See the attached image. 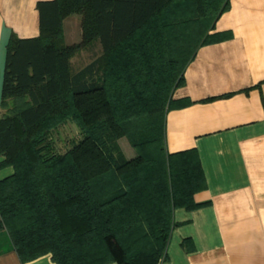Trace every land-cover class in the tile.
Returning <instances> with one entry per match:
<instances>
[{
    "label": "trees",
    "instance_id": "trees-1",
    "mask_svg": "<svg viewBox=\"0 0 264 264\" xmlns=\"http://www.w3.org/2000/svg\"><path fill=\"white\" fill-rule=\"evenodd\" d=\"M229 8L230 0L39 1L40 35L13 34L7 47L0 119V165L15 168L0 180V232L22 262L50 253L57 264H160L174 208L198 206L205 187L195 149L168 152L166 115L195 40ZM72 14L83 38L68 44ZM96 40L102 54L75 71L71 58ZM67 123L81 138L59 151L54 135Z\"/></svg>",
    "mask_w": 264,
    "mask_h": 264
},
{
    "label": "crops",
    "instance_id": "crops-1",
    "mask_svg": "<svg viewBox=\"0 0 264 264\" xmlns=\"http://www.w3.org/2000/svg\"><path fill=\"white\" fill-rule=\"evenodd\" d=\"M39 1L45 0H0V119L8 110L7 47L13 34L40 35ZM64 34L68 44L82 41L79 14L65 18ZM198 42L185 83L172 94L177 106L166 115V145L169 153L198 152L205 187L194 194L198 206L174 208L160 264H264V0H230ZM81 50L87 61L77 68L71 63L75 71L103 48L96 40ZM75 126L67 123L62 132ZM124 138L119 143L127 156ZM4 158L0 155V163ZM14 172V166L0 165V180ZM0 264L57 263L50 253L22 262L2 231Z\"/></svg>",
    "mask_w": 264,
    "mask_h": 264
},
{
    "label": "rangeland",
    "instance_id": "rangeland-1",
    "mask_svg": "<svg viewBox=\"0 0 264 264\" xmlns=\"http://www.w3.org/2000/svg\"><path fill=\"white\" fill-rule=\"evenodd\" d=\"M85 56H86V52H82V50H80L76 55H74L71 58V63H73V66L77 68L87 61ZM80 136H81L80 131L75 126L74 128L71 129L68 128L63 132L61 131L57 132L54 135V138L58 142L59 151H65L71 145V141H77V139H79ZM128 141H129L128 138L125 137L123 140V146L125 148V152L127 153V156L131 157L136 154V150L131 146L130 143H128ZM125 144L126 145L128 144L129 146H126Z\"/></svg>",
    "mask_w": 264,
    "mask_h": 264
}]
</instances>
